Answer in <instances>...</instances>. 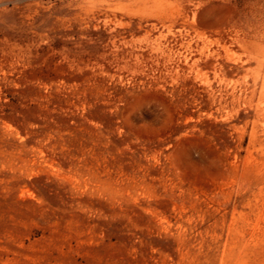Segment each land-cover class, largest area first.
I'll return each instance as SVG.
<instances>
[{"label": "rangeland", "instance_id": "rangeland-1", "mask_svg": "<svg viewBox=\"0 0 264 264\" xmlns=\"http://www.w3.org/2000/svg\"><path fill=\"white\" fill-rule=\"evenodd\" d=\"M0 264H264V0H0Z\"/></svg>", "mask_w": 264, "mask_h": 264}]
</instances>
